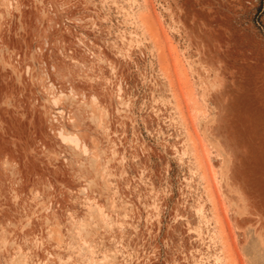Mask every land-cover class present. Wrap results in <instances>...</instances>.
<instances>
[{
  "label": "rangeland",
  "instance_id": "374dc122",
  "mask_svg": "<svg viewBox=\"0 0 264 264\" xmlns=\"http://www.w3.org/2000/svg\"><path fill=\"white\" fill-rule=\"evenodd\" d=\"M0 264H264V0H0Z\"/></svg>",
  "mask_w": 264,
  "mask_h": 264
},
{
  "label": "snow or ice",
  "instance_id": "6c2138e0",
  "mask_svg": "<svg viewBox=\"0 0 264 264\" xmlns=\"http://www.w3.org/2000/svg\"><path fill=\"white\" fill-rule=\"evenodd\" d=\"M93 100L95 101V96H93ZM54 103L57 102V101H53ZM65 171H67V169L65 168Z\"/></svg>",
  "mask_w": 264,
  "mask_h": 264
}]
</instances>
